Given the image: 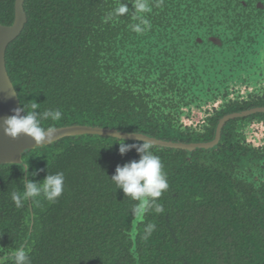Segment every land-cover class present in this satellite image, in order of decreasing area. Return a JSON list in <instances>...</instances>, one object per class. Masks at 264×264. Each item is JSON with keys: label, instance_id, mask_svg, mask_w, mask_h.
I'll return each mask as SVG.
<instances>
[{"label": "flooded vegetation", "instance_id": "obj_1", "mask_svg": "<svg viewBox=\"0 0 264 264\" xmlns=\"http://www.w3.org/2000/svg\"><path fill=\"white\" fill-rule=\"evenodd\" d=\"M119 1L129 12L118 16L117 43L110 44L108 26L87 29L101 32L89 43L91 77L101 83L90 91L87 107H73L75 122L55 127L150 138L152 148L169 159L168 190H210L212 177L223 210L219 218L231 225L230 240L237 239V229H246L239 233L244 257L264 264V0H145L149 10L138 15L134 0ZM141 18L150 27L137 33L132 26ZM112 81L120 101L108 97ZM126 97L133 101L126 103ZM68 138L104 145L143 142L84 134L40 149ZM30 210L26 223L31 220L33 227V205ZM141 222L142 217L133 221L135 249ZM30 240L31 233L27 247ZM5 252L11 254L0 247V255Z\"/></svg>", "mask_w": 264, "mask_h": 264}, {"label": "trees", "instance_id": "obj_2", "mask_svg": "<svg viewBox=\"0 0 264 264\" xmlns=\"http://www.w3.org/2000/svg\"><path fill=\"white\" fill-rule=\"evenodd\" d=\"M119 2L25 1L28 22L23 33L9 45L6 55L8 73L22 108L37 102L41 111L61 110L62 120L55 125L75 122L73 107H87L90 91L101 83L91 77L95 63L90 59L89 44L90 36L101 32L87 29L108 26L110 44L117 43L118 16L107 23L105 20ZM15 5L16 0H0V24L14 22ZM128 41L132 39L126 38ZM110 60L116 57L111 56ZM109 85L108 97L120 101L117 83L112 81ZM126 100L130 104L133 97ZM84 119L80 117V121ZM50 123L44 121L43 125L47 127ZM151 150L163 158L166 173L169 161L166 152ZM139 159L135 148L121 155L118 142L112 140L104 145L101 141L97 144L68 138L48 148L31 150L23 160L30 173L37 174L29 178L40 182L48 173L63 172L64 192L55 202L40 196L24 201L21 208L16 207L11 193L23 191L22 166L1 165L0 247L12 252L31 233L28 247L31 264H255L243 255L246 243L239 233L247 230L237 229L238 236L233 242L229 219L221 222L219 218L223 210H219L212 177L207 183L210 190L164 192L158 199L164 212L157 214L150 209L142 217L135 249L132 235L135 217L131 208L137 202L126 197L110 178L118 165ZM31 205L36 214L33 227L31 220L30 225L26 223ZM148 223H154L156 228L144 240L142 235ZM6 264H12L11 259Z\"/></svg>", "mask_w": 264, "mask_h": 264}, {"label": "clouds", "instance_id": "obj_3", "mask_svg": "<svg viewBox=\"0 0 264 264\" xmlns=\"http://www.w3.org/2000/svg\"><path fill=\"white\" fill-rule=\"evenodd\" d=\"M132 6L137 15L149 10L145 0H134ZM128 12V4L122 3L108 14L106 20H110L114 16H122ZM146 27H150L148 20L141 18L140 23L132 26V30L141 33ZM22 112H25L26 115H21ZM62 116L63 114L59 109L41 111L40 103L35 102L29 108L24 105L23 108L16 109L14 115L7 117L0 123V128H2L4 135L13 140L19 139L21 135H26L31 137L38 146L56 140L58 129L55 127V122L61 121ZM44 121L52 123L45 127ZM122 141L123 143H118L120 154L125 155L135 148L140 159L138 161L132 160L123 166L118 165L115 174L110 179L118 189L123 190L126 197L137 202L131 208L134 217H143L150 209H153L157 214L163 213L164 207L158 203V199L168 190L169 183L163 170L161 158L151 150L153 142L148 138L143 139V142L138 144H127L124 140ZM21 171L26 173L25 177L21 179L23 191L22 193L16 191L11 193V199L17 208L23 207L24 201L35 200L40 196L49 202H55L63 195L65 186L63 172L48 173L43 181L35 182L29 177L37 173H28L26 166H22ZM155 228L154 223L146 224L142 239L148 240ZM29 252L27 245L22 244L16 247L10 255L6 252L0 255V264H6L9 259H11L12 264H31Z\"/></svg>", "mask_w": 264, "mask_h": 264}, {"label": "water", "instance_id": "obj_4", "mask_svg": "<svg viewBox=\"0 0 264 264\" xmlns=\"http://www.w3.org/2000/svg\"><path fill=\"white\" fill-rule=\"evenodd\" d=\"M25 1L16 0L15 20L11 25L0 24V123L7 117L14 115L16 109L22 108L18 93L8 73L6 55L9 45L23 33L28 22V15L24 7ZM21 115H24L23 112ZM57 129L58 132L54 142L68 136L74 137L84 134H105L141 141L145 139L143 135L131 136L115 131L98 130L81 126ZM151 141L154 143L153 140ZM54 142L37 146L36 142L26 135H21L19 139L13 140L4 135L2 128H0V166L6 164L26 166L29 173V167L25 165L26 163L23 160L24 155L31 150L46 147Z\"/></svg>", "mask_w": 264, "mask_h": 264}]
</instances>
